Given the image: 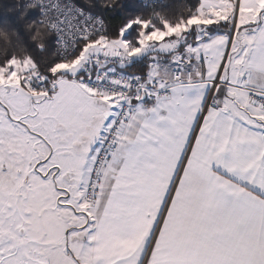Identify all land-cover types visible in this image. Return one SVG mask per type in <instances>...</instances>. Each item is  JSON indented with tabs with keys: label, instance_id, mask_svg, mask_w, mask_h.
<instances>
[{
	"label": "snow or ice",
	"instance_id": "6c2138e0",
	"mask_svg": "<svg viewBox=\"0 0 264 264\" xmlns=\"http://www.w3.org/2000/svg\"><path fill=\"white\" fill-rule=\"evenodd\" d=\"M0 264H264V0H0Z\"/></svg>",
	"mask_w": 264,
	"mask_h": 264
}]
</instances>
